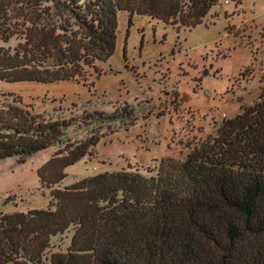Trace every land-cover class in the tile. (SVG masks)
I'll return each instance as SVG.
<instances>
[{
  "label": "trees",
  "instance_id": "trees-1",
  "mask_svg": "<svg viewBox=\"0 0 264 264\" xmlns=\"http://www.w3.org/2000/svg\"><path fill=\"white\" fill-rule=\"evenodd\" d=\"M218 4L0 0V80L88 85L116 52L119 12L129 24L146 15L179 32L206 23ZM12 98L0 105V160L24 163L64 144L37 171L48 206L0 212V264H264V85L184 157H162L154 175L121 169L66 185L67 168L93 155L99 137L70 142L75 119L47 120ZM120 116L132 113L124 107ZM68 231L66 249L51 251Z\"/></svg>",
  "mask_w": 264,
  "mask_h": 264
},
{
  "label": "rangeland",
  "instance_id": "rangeland-1",
  "mask_svg": "<svg viewBox=\"0 0 264 264\" xmlns=\"http://www.w3.org/2000/svg\"><path fill=\"white\" fill-rule=\"evenodd\" d=\"M208 20L178 32L146 15L129 24L121 11L117 49L100 65L101 75L91 76L88 85L0 80V105L20 97L25 109L32 106L47 120L75 119L65 133L70 142L99 137L93 155L67 168L64 185L121 169L154 175L162 157H184L241 104H253L264 85V0H219ZM16 44L12 39L8 45ZM124 107L131 117L120 116ZM114 112L120 117L110 119ZM62 146L24 163L0 160V212L48 206L37 171ZM71 235L55 236L51 251L65 250Z\"/></svg>",
  "mask_w": 264,
  "mask_h": 264
},
{
  "label": "crops",
  "instance_id": "crops-1",
  "mask_svg": "<svg viewBox=\"0 0 264 264\" xmlns=\"http://www.w3.org/2000/svg\"><path fill=\"white\" fill-rule=\"evenodd\" d=\"M212 14V10L210 11V13L208 14V16H207V18H206V21L208 20V17H209V15H211ZM208 22H210L209 20H208ZM169 26V25H168ZM231 37H233V36H231ZM230 37V38H231ZM183 98H185V97H183Z\"/></svg>",
  "mask_w": 264,
  "mask_h": 264
},
{
  "label": "water",
  "instance_id": "water-1",
  "mask_svg": "<svg viewBox=\"0 0 264 264\" xmlns=\"http://www.w3.org/2000/svg\"><path fill=\"white\" fill-rule=\"evenodd\" d=\"M63 144H64V141H63V140H61V141H60V145H63Z\"/></svg>",
  "mask_w": 264,
  "mask_h": 264
},
{
  "label": "built area",
  "instance_id": "built-area-1",
  "mask_svg": "<svg viewBox=\"0 0 264 264\" xmlns=\"http://www.w3.org/2000/svg\"><path fill=\"white\" fill-rule=\"evenodd\" d=\"M229 1H230V0H226V2H229ZM229 33H230V32H229ZM229 33H228V34H229ZM225 115H226V114H224V116H225Z\"/></svg>",
  "mask_w": 264,
  "mask_h": 264
}]
</instances>
